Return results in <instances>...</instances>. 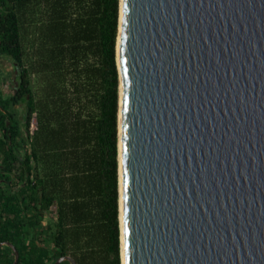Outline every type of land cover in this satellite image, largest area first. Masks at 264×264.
Masks as SVG:
<instances>
[{
	"label": "water",
	"instance_id": "1",
	"mask_svg": "<svg viewBox=\"0 0 264 264\" xmlns=\"http://www.w3.org/2000/svg\"><path fill=\"white\" fill-rule=\"evenodd\" d=\"M117 60L125 264H264V0H120Z\"/></svg>",
	"mask_w": 264,
	"mask_h": 264
},
{
	"label": "trees",
	"instance_id": "2",
	"mask_svg": "<svg viewBox=\"0 0 264 264\" xmlns=\"http://www.w3.org/2000/svg\"><path fill=\"white\" fill-rule=\"evenodd\" d=\"M1 3L0 264H122L120 0Z\"/></svg>",
	"mask_w": 264,
	"mask_h": 264
},
{
	"label": "bare ground",
	"instance_id": "3",
	"mask_svg": "<svg viewBox=\"0 0 264 264\" xmlns=\"http://www.w3.org/2000/svg\"><path fill=\"white\" fill-rule=\"evenodd\" d=\"M121 77V76H120ZM121 79V78H120ZM120 182H121V173H120ZM122 187V185H121ZM120 229H121V253H122V264H125V250H124V228H123V206H122V188H120Z\"/></svg>",
	"mask_w": 264,
	"mask_h": 264
},
{
	"label": "crops",
	"instance_id": "4",
	"mask_svg": "<svg viewBox=\"0 0 264 264\" xmlns=\"http://www.w3.org/2000/svg\"><path fill=\"white\" fill-rule=\"evenodd\" d=\"M4 67L6 68V70H1V68ZM15 65L13 63H11V61H6V60H0V71H2L3 73L5 72H11L12 70L14 71L15 69Z\"/></svg>",
	"mask_w": 264,
	"mask_h": 264
},
{
	"label": "built area",
	"instance_id": "5",
	"mask_svg": "<svg viewBox=\"0 0 264 264\" xmlns=\"http://www.w3.org/2000/svg\"><path fill=\"white\" fill-rule=\"evenodd\" d=\"M1 8H2V3L0 0V11H1ZM36 129H37V118H36V114H34L31 120V123H30V133L33 134Z\"/></svg>",
	"mask_w": 264,
	"mask_h": 264
},
{
	"label": "rangeland",
	"instance_id": "6",
	"mask_svg": "<svg viewBox=\"0 0 264 264\" xmlns=\"http://www.w3.org/2000/svg\"><path fill=\"white\" fill-rule=\"evenodd\" d=\"M1 70L4 71V70H6V68L2 67ZM3 75H4V73H3ZM4 76L6 78H8V80H10V75H8L6 72H5V75ZM9 88L8 87H7V89L6 88H3V91H4L5 94H9L11 92V88L10 89Z\"/></svg>",
	"mask_w": 264,
	"mask_h": 264
},
{
	"label": "flooded vegetation",
	"instance_id": "7",
	"mask_svg": "<svg viewBox=\"0 0 264 264\" xmlns=\"http://www.w3.org/2000/svg\"><path fill=\"white\" fill-rule=\"evenodd\" d=\"M11 72H12L11 75L8 74V73H10V72H6V73H7L8 75H10V80H14V78H15V77H14L15 74L13 73L14 71L12 70ZM4 74H5V73H4ZM6 79H8V78H6ZM14 81H15V80H14Z\"/></svg>",
	"mask_w": 264,
	"mask_h": 264
}]
</instances>
